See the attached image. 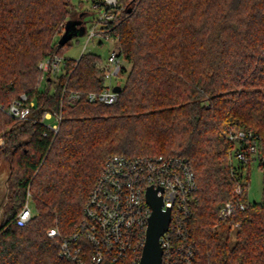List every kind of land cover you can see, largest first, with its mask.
Listing matches in <instances>:
<instances>
[{"label": "trees", "instance_id": "16d2710c", "mask_svg": "<svg viewBox=\"0 0 264 264\" xmlns=\"http://www.w3.org/2000/svg\"><path fill=\"white\" fill-rule=\"evenodd\" d=\"M84 1L0 0V164L12 165L0 264H73L48 230L73 229L109 157L156 154L181 156L194 173L192 264H264V198L218 217L242 169L257 159L264 171V0H118L102 35L130 68L111 104L86 98L103 88L105 62L91 52L65 58L70 40L57 44L67 20L82 13L84 23ZM54 55L64 71L43 83L38 63ZM21 93L33 105L20 118L1 106ZM45 111L61 116L56 131L41 121ZM240 128L257 146L245 164L233 161L239 143L227 138ZM246 189L245 180L242 200ZM27 191L32 217L18 225Z\"/></svg>", "mask_w": 264, "mask_h": 264}, {"label": "built area", "instance_id": "2783aa9c", "mask_svg": "<svg viewBox=\"0 0 264 264\" xmlns=\"http://www.w3.org/2000/svg\"><path fill=\"white\" fill-rule=\"evenodd\" d=\"M117 4L118 0H97L94 3L95 21H99L101 27L98 30L92 27L86 41L102 34V22L112 19L110 10L116 9ZM123 66L119 47H113L105 62L104 86L98 92H88L87 100L113 103L117 92L113 90L115 84L112 79L120 76ZM38 67L42 71L41 81H44L46 76L55 78L64 71V60L58 55L46 57ZM79 97V93L71 92L68 100L76 103ZM32 105L33 101L27 102L26 94L21 93L8 107L1 108L21 118L29 113ZM60 119L59 114L45 111L41 121L56 131ZM47 120L52 122L47 123ZM227 138L239 143V148L232 154L233 161L245 164L255 157L257 146L253 132L233 129ZM244 181L242 174L234 187L235 199L225 201L218 210L220 219L232 216L236 210L249 204L248 200L240 198L244 192ZM149 186L161 188L157 195L162 197V210L169 208L171 211L168 228L159 236L161 264H192L194 254L185 222L197 188L194 173L183 157L162 154L113 155L106 160L83 206L82 217L73 229L65 235H60L57 228H50L47 232L49 236H60L61 257L73 264H138L152 211L145 199ZM30 199L27 191L26 200L15 216L18 225L25 224L32 217Z\"/></svg>", "mask_w": 264, "mask_h": 264}, {"label": "water", "instance_id": "95a60500", "mask_svg": "<svg viewBox=\"0 0 264 264\" xmlns=\"http://www.w3.org/2000/svg\"><path fill=\"white\" fill-rule=\"evenodd\" d=\"M82 16V13L79 14ZM81 19H69L64 24V30L60 34L57 44L63 45L71 38L84 31L81 26ZM80 25V29L77 28ZM121 86L115 84L113 90L119 92ZM12 172L10 161H3L0 164V225L3 219L5 206L8 201V179ZM161 188H153L149 186L145 192L146 202L151 206L152 211L148 217V224L145 234V241L142 248L141 256L138 264H161L162 248L159 243V236L168 228L171 219V211L169 208L162 210V197L157 195V191Z\"/></svg>", "mask_w": 264, "mask_h": 264}, {"label": "rangeland", "instance_id": "374dc122", "mask_svg": "<svg viewBox=\"0 0 264 264\" xmlns=\"http://www.w3.org/2000/svg\"><path fill=\"white\" fill-rule=\"evenodd\" d=\"M80 8L86 9L87 14L84 15V23L81 26H84V31L73 36L70 40V44L65 45L62 48V55L65 58H77L82 52H91L98 55L103 62H106L107 56L113 47H118V43L115 39L109 37L105 38L102 34H96L91 40L86 41L89 30L92 27H95L97 30L101 27V23L96 20L97 12L94 9V3H91L89 0H85L82 5L77 6V9ZM81 17L78 14L73 16L74 19ZM77 28H81L80 25H77ZM63 32V28L60 33L57 35L58 38ZM125 73L121 71V74L118 78H113L112 83L116 84L122 82L126 76V71L129 70L130 64L124 62ZM44 83V81H43ZM42 83V84H43ZM52 122V120H47V123ZM1 143V142H0ZM236 163V161H234ZM243 179L247 182L246 197L249 202L261 201L264 198V171L259 167L258 160L254 159L251 161L250 166L244 167L242 169ZM30 205L32 207V201L30 199ZM231 236L230 242H233Z\"/></svg>", "mask_w": 264, "mask_h": 264}]
</instances>
